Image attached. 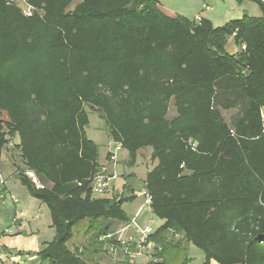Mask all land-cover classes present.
Wrapping results in <instances>:
<instances>
[{
  "label": "trees",
  "instance_id": "trees-1",
  "mask_svg": "<svg viewBox=\"0 0 264 264\" xmlns=\"http://www.w3.org/2000/svg\"><path fill=\"white\" fill-rule=\"evenodd\" d=\"M25 1L30 16L0 0V166L18 139L16 177L55 230L41 263L89 264L69 247L75 229L130 221L129 199L93 195L102 168L85 130L92 112L129 165L152 150L145 188L165 222L148 237L158 257L177 252L189 264L193 245L203 264H264L262 1L236 0L257 3L262 16L222 27L167 17L157 0H82L73 11L75 0ZM238 108L229 124L222 111Z\"/></svg>",
  "mask_w": 264,
  "mask_h": 264
},
{
  "label": "crops",
  "instance_id": "crops-1",
  "mask_svg": "<svg viewBox=\"0 0 264 264\" xmlns=\"http://www.w3.org/2000/svg\"><path fill=\"white\" fill-rule=\"evenodd\" d=\"M166 15L167 17H177ZM231 41L235 44L233 38L229 39V43ZM239 51L240 46L238 47L235 44V46L228 48L227 45L228 53L236 54ZM91 140L98 144L94 139ZM18 143V139H13L9 143L5 160L2 158L0 166V172L6 182L4 185L0 184V256L3 259L0 264H46L41 263L38 253L47 243L52 242L55 237V230L52 228L51 218L49 223L45 224L42 223V216L30 218L31 211L40 209L45 212L43 211L44 208L47 210L48 208L32 198L26 189L27 193L22 191L24 187L21 186L16 177L19 169L23 168L20 151L17 149ZM120 146L116 143L109 144L103 161L100 148L101 174H105L110 180L108 193L103 198L113 199L120 196L129 199L123 205V210L130 221L120 225L111 221H100L95 225L85 222L77 232V237L75 234L74 239L69 243L70 249L80 253L89 264H168L170 260L175 258L176 264H182L183 259H178L177 252H171L169 256L163 259L158 255L156 259L146 257L136 247L130 248V254L126 253V246H123L120 239L127 241L129 236L136 235V229L132 224L133 219L139 227H150L153 232L160 229L165 222L155 217L151 205L147 204V191L145 188L147 173L156 166V162L151 158L152 150H141L137 154L136 167L139 174L140 170L144 169L142 175L132 173L123 177L117 175L118 168L128 166L129 158L127 156H129V153L123 154L124 149ZM17 161H20V163ZM130 175H133L134 178L130 179ZM138 180L142 183L141 186L136 183ZM17 191H19L22 198L17 196ZM98 197L102 198L101 195ZM126 207H128L129 212ZM7 211L14 213L12 219L6 220ZM90 226H92V229H90ZM105 226H108V228H105ZM105 235H113L114 238L108 242H101L100 238ZM110 245H115L118 248L117 253L110 252ZM186 247L188 248V245ZM187 259L190 261L188 255Z\"/></svg>",
  "mask_w": 264,
  "mask_h": 264
},
{
  "label": "rangeland",
  "instance_id": "rangeland-1",
  "mask_svg": "<svg viewBox=\"0 0 264 264\" xmlns=\"http://www.w3.org/2000/svg\"><path fill=\"white\" fill-rule=\"evenodd\" d=\"M160 9L164 11L166 14L172 15V16H181L189 18L190 20H197L198 19H207L212 21L213 25L215 27H222L233 20H239L242 19L245 15L249 17H256L259 18L262 16V11L257 3L250 2V1H244L242 3L237 2L236 0H157ZM82 0H75L70 7L68 8L69 11H73L78 4H80ZM22 9H26L25 5H20ZM205 6V7H204ZM235 46L234 42L231 41L228 44V48ZM224 119L229 123L232 124V122L240 115L241 109H233L230 111H222ZM173 112L171 111L170 117H172ZM90 117V124L85 129L87 132V135L90 139H94L100 146L102 150V161L105 157V152L109 144H113L114 142L110 139L109 134L105 128V124L103 120L97 115L92 112H89ZM127 153L126 150L123 151V154ZM4 153L3 160H5ZM145 155V154H143ZM129 158V156H127ZM20 163V161H17ZM144 169L140 170V174L138 173V168L135 165H129L124 167L118 168V174L119 176H125L129 174H137L142 175ZM2 175V174H1ZM136 175V176H137ZM130 179L134 178L133 175H130ZM140 178V176H139ZM6 183V182H5ZM13 183V182H11ZM136 183L141 186L142 183L140 180L136 181ZM24 191L23 193H27L25 188H22ZM108 192H106L104 195H101L102 198L106 196ZM17 196L21 197V194L19 191L16 192ZM97 197V196H95ZM19 198V197H18ZM99 198V197H98ZM37 201V200H36ZM39 203V202H38ZM126 210L128 211V207H126ZM45 212H42L40 209H36L34 211L30 212V218H33L35 216H42V223H49L50 214L49 211L44 208ZM129 212V211H128ZM6 220L13 218V212L7 211L6 212ZM36 214V215H35ZM27 219V217H25ZM12 221V220H11ZM10 221V222H11ZM9 223V221H7ZM11 224V223H10ZM79 231L78 228L75 229L76 237L77 232ZM130 237V236H129ZM187 255L190 258L189 264H203L205 261V255L204 253L196 248L193 245H188L187 248ZM169 264H176V259L170 260Z\"/></svg>",
  "mask_w": 264,
  "mask_h": 264
},
{
  "label": "built area",
  "instance_id": "built-area-1",
  "mask_svg": "<svg viewBox=\"0 0 264 264\" xmlns=\"http://www.w3.org/2000/svg\"><path fill=\"white\" fill-rule=\"evenodd\" d=\"M12 3L17 4L20 6L21 4L25 5L26 9H22L24 14L27 16H30L32 14V9L26 5L25 0H9ZM262 3L264 4V0H261ZM21 7V6H20ZM200 20V19H198ZM263 119H264V110H263ZM27 175L32 178L33 182L38 184L37 179L35 178L34 174L32 173H27ZM109 179L105 176V174H100L98 175L92 185V190H93V195L94 196H100L104 195L108 189H109ZM0 184L4 185L5 184V179H3L1 172H0ZM147 197V204H151V198L146 194ZM132 224L135 227L136 235L130 236L127 241H121L123 246H126V253L130 254V248L136 247L139 252L142 253V255L156 259L157 255L161 252V247L157 246L154 242H149L148 237L153 234V231L150 227H145L141 228L139 227L136 223L135 220L133 219ZM114 238L113 235H105L100 238L101 242H108ZM170 239H173L174 241L177 242V240L181 239V236L179 234L173 233ZM110 252L111 253H117L118 248L115 245H110ZM3 261L2 257L0 256V263Z\"/></svg>",
  "mask_w": 264,
  "mask_h": 264
}]
</instances>
